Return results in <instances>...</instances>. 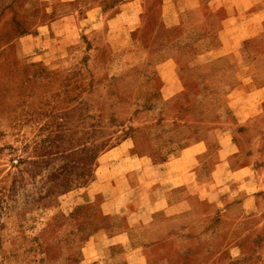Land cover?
<instances>
[{
  "label": "rangeland",
  "instance_id": "rangeland-1",
  "mask_svg": "<svg viewBox=\"0 0 264 264\" xmlns=\"http://www.w3.org/2000/svg\"><path fill=\"white\" fill-rule=\"evenodd\" d=\"M179 1L0 0V264H127L111 239L126 224L107 217L100 201L112 196L125 212L138 192L124 177L109 184L101 155L127 141L132 154L170 158L179 141L221 124L222 79L232 74L233 60L217 53L198 61L201 29L171 25L170 5ZM215 6L206 16L212 23L222 17ZM216 39L215 32L205 47ZM171 61L183 88L162 100ZM204 63L207 78L198 70ZM255 68L263 81L264 58ZM258 109L263 113L236 135L256 164L264 161V104ZM257 200L235 232H243L235 247L244 255L223 264H264L263 191ZM213 222L207 241L217 244ZM221 223L223 237L234 220ZM132 235L139 244L164 234L159 227ZM159 253L147 250V261Z\"/></svg>",
  "mask_w": 264,
  "mask_h": 264
},
{
  "label": "crops",
  "instance_id": "crops-1",
  "mask_svg": "<svg viewBox=\"0 0 264 264\" xmlns=\"http://www.w3.org/2000/svg\"><path fill=\"white\" fill-rule=\"evenodd\" d=\"M214 4L217 5L214 9H222V17L212 23L206 16ZM170 9L171 25H186L187 30L196 27L203 32L194 39L195 45L204 46L194 53L198 61H207L205 57L214 53L222 56V61L233 60L229 67L231 78L222 79L225 93L221 124L204 126L203 135L193 133L182 139L167 159H154L149 151L132 154L124 146L127 141L105 151L100 157L104 165L99 168H104L108 183L114 184L124 177L138 193L125 212L112 196L101 200L100 207L107 217H121L126 224L111 239L122 248L127 264H189L186 258H193L196 264H223L224 258L244 255L235 247L243 232H235L247 216L257 211L258 192H264V161L256 164L252 156L247 160L249 150H243L236 139L240 129L252 125L263 113L258 108L264 104V79L260 80L255 67L258 58H264V0H180L170 5ZM215 32L216 44L210 43L206 48ZM242 58H250L253 67L243 65ZM198 70L202 78L210 73L205 63L198 65ZM205 80L202 85H206ZM182 88L176 65L171 61L162 76L160 97L166 100ZM198 93L193 91L192 96ZM199 102L208 104L204 97ZM202 124L205 125V120ZM250 149L255 151L253 147ZM120 201L125 202L124 198ZM191 216L187 223H179L181 218ZM226 216L232 217L234 223L229 224L222 237L221 222ZM212 219L221 231L217 244L207 241ZM197 223H206L208 227L196 228ZM159 227L163 236L134 244L132 234L139 228L151 232ZM228 232L230 236L226 238ZM186 233L190 235L181 239ZM151 249H160V255L148 262L146 252ZM136 254L140 257L138 263L131 258Z\"/></svg>",
  "mask_w": 264,
  "mask_h": 264
}]
</instances>
